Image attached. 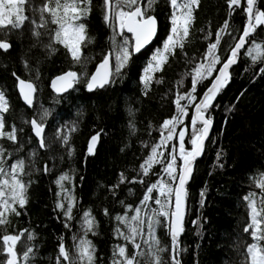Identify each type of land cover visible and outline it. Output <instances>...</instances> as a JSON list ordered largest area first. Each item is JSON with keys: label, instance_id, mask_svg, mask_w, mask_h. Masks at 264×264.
<instances>
[{"label": "trees", "instance_id": "1", "mask_svg": "<svg viewBox=\"0 0 264 264\" xmlns=\"http://www.w3.org/2000/svg\"><path fill=\"white\" fill-rule=\"evenodd\" d=\"M45 3L48 0H29L24 5L23 14L28 19L21 28L0 27V40L11 45L7 51L0 49V92L4 93L8 109L0 115L4 117V131H11L13 126L17 130L15 143L6 137L0 139L5 150L0 160L5 161L6 169L23 160L24 175L20 179L27 185V203L23 208L14 205L20 214L9 211L8 223L0 225V237L20 236L14 249L16 264H57L61 243L74 264H87L79 258L77 246L81 239L90 240L95 248L92 264H113L121 259L113 255L118 245L124 246L129 256L137 251L145 253L136 256L139 264H152L147 255L153 244L150 219L160 221L153 228L159 247L165 249L158 252L161 264H172L174 254L179 264H249L247 247L253 238L251 229L245 231L250 225L246 197L255 194L252 199L258 207L264 200V190L258 186L264 182V58H260L264 48L249 55L247 49L252 44L244 46L231 69L229 83L205 111L212 129L186 184L183 230L176 245L170 239L169 219L152 215L159 205L150 200L142 206L150 185L165 181L174 187L164 175L169 145L158 149L163 153L158 157L161 163L154 164L147 176L140 167L151 155V148L160 144L162 133L167 132L161 127L163 122L177 115V95L186 96L191 91V73L198 64L208 62L204 58L208 46L215 42L225 21L229 27L216 50L221 62L215 69L227 58L246 22L245 0H241L240 7L233 6L231 16L228 0H200L198 7L193 6L195 19L183 51L177 47L176 54L169 55L163 71L154 73L148 89L141 76L150 51L166 37L172 11L170 0H155L149 11L158 21V37L153 45L133 54L118 73L116 45L122 44L124 37L119 35L115 21H105L104 0H92L91 12L78 21L85 25L91 41L81 44L79 62L55 41L58 26L51 23L47 12L40 11ZM49 6L54 7L55 0ZM256 8L264 10V0H258ZM42 22H47L45 27L39 26ZM34 32L41 35L36 37ZM248 40L264 45V26L258 27ZM106 54L111 62L110 82L88 91L87 79ZM65 71L76 72L79 82L57 95L50 90L49 81ZM215 72L197 84L195 102ZM17 77L32 82L35 88L30 106L19 97ZM195 102L187 107L188 115L180 123L188 129L184 141L187 151L194 131L190 117ZM33 119L43 125V148L31 132ZM93 136H97V143L89 154L88 143ZM177 153L175 150L174 155ZM179 159L177 156V174ZM121 174L126 177L123 183ZM61 176L68 177L61 181L63 189L57 184ZM141 180L143 183L138 182ZM152 195L159 196L157 191ZM69 196L74 198L71 219L65 215ZM58 203L64 209L58 208ZM136 208H142L143 220L136 225L143 233L136 237L139 250L117 233L119 228L124 235H130L116 217L130 218L136 215ZM88 211L95 218V227L86 233L84 213ZM28 248L32 252L25 260L23 254ZM8 257L0 239V264H6ZM60 264L69 262L60 257Z\"/></svg>", "mask_w": 264, "mask_h": 264}, {"label": "snow or ice", "instance_id": "2", "mask_svg": "<svg viewBox=\"0 0 264 264\" xmlns=\"http://www.w3.org/2000/svg\"><path fill=\"white\" fill-rule=\"evenodd\" d=\"M29 0H0V27L10 26L13 29H19L23 26L24 22L28 19L27 16L23 14L24 5L28 3ZM52 0H48L40 9L41 13L47 12L51 17V23L56 24L57 30L55 32V41L62 44L70 52L73 60L79 62L81 59V44L90 38L86 35V27L83 23H78L81 19L86 17L91 12L92 0H55V6L50 7L49 4ZM155 0H104L105 8V21H115L119 35L124 37L123 43L116 45L118 49L117 56V67L116 72L118 73L121 68H123L127 62L131 59L134 53H139L157 34V20L154 16L149 15V11ZM200 0H171V5L174 8L171 17V29L170 34L163 44V48L158 50L148 64L145 70L142 82L145 85V89L149 88L150 82L154 78V73L158 71H163L164 65L168 62L169 55L174 56L176 54L177 47L181 51L184 49L185 43L188 41L190 35V29L194 22V8L193 6H199ZM246 7L244 11L247 14V21L243 28L242 34L239 39L231 48V54L227 61L223 63L222 68L219 69V75L216 76L211 86L207 88L203 95V98L199 103L195 104V115L191 119V124L193 126V135L191 137L192 149L187 151L185 149V131L179 132V156L182 161V165L179 166V174H177V161L176 156L172 155L170 162H168L164 168L165 173L169 179L173 182L175 187L169 185L165 181H160L159 183H154L147 187L146 194L143 197L142 206L146 205L148 201L154 200V202L159 205V209L153 212V216H163L169 219V232L172 237L173 245L177 243V237L179 233L183 230V218L186 208V196L187 189L186 184L191 178L194 170L195 160L203 152L204 140L206 139L211 125V120L205 118V111L211 106L212 101L215 99L216 95L223 88L230 78L228 72L229 67L236 62V58L239 54L241 48L248 43L252 44V47L248 48L247 51L249 55L253 52L261 50L264 45L257 44L254 41H249L250 37L258 27L264 26V10H259L256 8L258 0H245ZM233 6L240 7L241 0H228V7L230 9L229 15L233 14ZM254 8L256 10L254 11ZM14 17V19H13ZM43 21V16L41 17ZM47 22H42L39 26L45 27ZM229 25L225 21L223 28H221L216 33L215 42L210 44L205 55V60L210 58V63L198 64L194 69L192 75V88L187 95H177L175 100L177 116L172 117L169 120H165L161 126L164 130L168 132L167 137H163L160 144L154 145L151 148V155L140 165L143 175L147 176L152 169L154 164L161 163L158 157L163 156V153L158 152V149L162 145H166L168 140L173 139V134L175 132L176 124L181 122V116H187L186 105H182L181 101L188 100L189 104L194 103L196 97L193 95L196 92L197 84L202 82L204 79L211 77L212 73L216 71L215 66L221 62L220 57L216 54L218 49L222 34L226 33ZM130 33L132 40L130 41L125 35ZM36 37H39L41 33L34 32ZM231 35V33H227ZM211 34H209L210 36ZM208 37H206L207 39ZM113 42L115 43V37H113ZM11 45L6 40H0V49L7 51ZM50 47V46H49ZM186 55V53H185ZM254 59L258 57H253ZM264 58V52L261 53V57ZM15 75V73H13ZM112 75L109 59L105 57L103 62L98 66L96 73H94L90 80L87 82V88L92 91L95 87H104L105 84L110 82V76ZM19 80V77H17ZM57 81H63L64 83L57 87ZM79 82V77L76 72L69 71L64 75L57 77L53 82L52 86L56 91H66L68 88L72 87L75 83ZM157 83L162 81L157 80ZM21 85V94L23 95L26 103L32 104V99L30 97V92H34L35 88L32 83H26L23 80H19ZM182 83V82H180ZM25 88L30 90V92H25ZM7 100L5 99L4 93L0 92V113L6 112ZM201 123L203 127L196 128L197 123ZM35 135L40 138V146L45 147L43 133V125L38 123L35 119L31 121ZM5 123L3 115H0V139L7 138L12 142H16V128L12 127L11 131H4ZM73 131L75 129L73 128ZM97 140V136H93L89 145V152H92L93 145ZM67 143V139L64 140ZM4 149L0 146V157L4 155ZM175 151V149H173ZM10 155V154H9ZM5 161L0 160V225L8 223L6 218V213L9 211L19 215L20 213L16 210L14 205L18 204L21 208L27 203V185L20 179L24 175V161L18 160L12 164L9 168H4L3 164ZM47 171V167L45 168ZM68 179L67 176H61L57 181V184L63 189L61 181ZM126 177L121 174L120 183L125 181ZM133 183L137 182L135 180L131 181ZM143 183V180L138 181ZM119 185H117L118 187ZM262 190H264V182L259 185ZM157 191L159 193L158 197H153L152 193ZM203 195V193H201ZM246 197L249 200L251 223L245 228V231L251 229L252 238L258 243H253L247 247V253L249 257V264H264V245L260 244V241H264V200H261L260 207L257 206V202L252 199V196ZM163 197L164 199H161ZM174 198V202H173ZM70 202L67 209L65 210V215L71 219L72 203L74 199L69 196L66 197ZM57 207L64 209L62 203H58ZM172 208V211H169ZM131 210V209H130ZM136 215L132 217L127 216H117L116 219L121 223L125 224L128 228L130 235H124L123 232L117 228V233L123 238L131 243L133 247L137 250L140 249L141 245L136 243V237L142 235V231L136 226L142 224L143 220L140 219V214L142 208H136ZM105 215H107V210H105ZM84 222L86 224L85 232L92 231L95 227V218L92 217L90 211L84 213ZM135 222V223H132ZM158 219H150L149 221V235L152 237L153 244L149 246V252L147 255L151 258L152 264H161V259L158 252L164 251L159 247L160 241L154 235L153 226L159 224ZM67 227V225H66ZM95 234V233H93ZM32 237H29L31 239ZM3 244L8 252L9 259L6 264H16L15 243L20 239L19 235H3L0 237ZM75 239V238H74ZM153 245L155 250H153ZM79 258L81 261H86L87 264H92L94 259L95 248L90 240L81 239L78 244ZM32 252L31 248H28L27 252L23 254L25 260L29 258V253ZM60 256L57 258V264H60V257L69 264H74L71 261L68 252L66 251L63 243H61L59 248ZM118 255L121 259H116L113 264H139L136 260V256H144L145 253L137 251L134 255H127V249L124 246L118 245L116 251L113 254ZM172 264H179V261L174 254L172 257Z\"/></svg>", "mask_w": 264, "mask_h": 264}, {"label": "water", "instance_id": "3", "mask_svg": "<svg viewBox=\"0 0 264 264\" xmlns=\"http://www.w3.org/2000/svg\"><path fill=\"white\" fill-rule=\"evenodd\" d=\"M152 16H154V15H152ZM154 17H155V16H154ZM155 18H156V17H155ZM156 20H157V19H156ZM246 21H247V14H246ZM245 23H246V22H245ZM244 26H245V24H244ZM243 28H244V27H243ZM158 31H159V30H158V21H157V34H156V36H155V37H154V38H153V39H152V40H151V41H150V42H149V43H148L143 49H141V51L144 50V49H146L147 47H150V45H153V43L155 42V40H156L157 37H158ZM242 31H243V29H242ZM126 34L129 35V36H130V39L132 40L131 34H130V33H126ZM241 34H242V32H241ZM241 34H240V35H241ZM248 38H249V37H248ZM238 39H239V38H238ZM238 39H237V40H238ZM236 42H237V41H236ZM236 42H235V43H236ZM233 46H234V45H233ZM242 49H243V48H241L240 51H241ZM141 51H140V52H141ZM240 51H239V53H240ZM134 54H137V53H134ZM230 54H231V50L229 51V54H228L227 58H226V59H225L220 65H219V67L217 68V70H216V72H215L213 78L211 79L209 85L207 86V88L211 86V83H212L213 79H214L216 76L219 75V69L222 68L223 63L227 61V59H228V57L230 56ZM238 55H239V54H238ZM105 57H108V59H109V64H110V69H111L110 56H109V54H106V55L104 56V58H103L101 61H99V62L95 65V67H94L92 73L90 74V76H89L88 79H87V82L90 80L91 76H92L94 73H96L98 66L103 62V60L105 59ZM237 58H238V56H237ZM237 58H236V62H237ZM236 62L233 63V64L229 67V69H228L229 74H230L231 69L233 68V66L236 64ZM67 72H69V71H65V72H63V73H61V74H58V75H56V76H54V77H52V78L50 79V81H49V88H50V90H51L53 93H55V94H57V95H60V94L65 93L66 91H68L69 89H71V88L73 87V86H72V87L68 88L66 91H60V92H58V91H56V89H54L53 86H52V82H53L57 77H59V76H61V75H64V74L67 73ZM109 79H110V78H109ZM23 81H25L26 83H32V82L27 81V80H23ZM229 81H230V78H229V80H228V82L226 83L225 86H227V84L229 83ZM87 82H86V89L88 90V88H87ZM63 83H64L63 81H57V87H60ZM105 85H106V84H105ZM105 85H104V86H105ZM225 86H224V87H225ZM33 87H34V86H33ZM224 87H223V88H224ZM100 88H102V87H95L92 91H94L95 89H100ZM207 88L204 90V92H203V93L201 94V96L198 98V100H197L196 103H199L200 100L203 98V95H204V93L206 92ZM221 89H222V88H221ZM221 89H220V90H221ZM16 90H17V92H18V94H19V97H20L21 101H22L26 106H30L28 103H26V101H25L23 95L21 94V85H20V83H19V80L16 82ZM88 91H89V90H88ZM25 92H30V90H28L27 88H25ZM218 94H219V92H218ZM218 94L216 95L215 99L217 98ZM33 96H34V92H30V97H31L32 101H33ZM215 99L212 101V104L214 103ZM196 103H195V104H196ZM195 104H194V106L192 107V110H191V117H190V120H191L192 117L195 115ZM212 104H211V105H212ZM204 115H205V113H204ZM205 118H207L206 115H205ZM208 119H209V118H208ZM197 124L200 125V128L203 127V125H202L201 123L198 122ZM191 125H192V124H191ZM30 126H31V132H32L33 136L38 140V143H39V145H40V138L37 137V136L35 135V132H34V130H33L32 124H31V121H30ZM211 129H212V121H211V125H210V127H209L208 135H207L206 139L204 140V145H205V143L207 142V140H208V138H209V136H210ZM91 140H92V138L89 140V143H88V153H89V154H91V153L93 152V150H94V148H95V145H96V143H97V140H96L95 143H94V145H93L92 152L90 153V152H89V145H90ZM204 145H203V149H204ZM191 149H192V144H191L190 148L188 149V151H190ZM202 153H203V152H202ZM201 155H202V154H201ZM201 155H200L199 157L196 158L195 162L201 157ZM180 165H182V161H181V160L179 161V166H180ZM178 174H179V167H178ZM189 180H190V179H189ZM189 180H188V182H189ZM188 182H187V183H188ZM174 187H175V185H174ZM173 202H174V198H173ZM172 210H173V209L171 208V211H172ZM184 217H185V214H184ZM183 222H184V218H183ZM180 233H181V232H180ZM180 233H179V235H180ZM169 235H170V239L172 240V237H171L170 232H169ZM179 235H178V237H177V241H178ZM8 259H9V258H8ZM8 259H7V260H8Z\"/></svg>", "mask_w": 264, "mask_h": 264}, {"label": "rangeland", "instance_id": "4", "mask_svg": "<svg viewBox=\"0 0 264 264\" xmlns=\"http://www.w3.org/2000/svg\"><path fill=\"white\" fill-rule=\"evenodd\" d=\"M180 2V0H178V3ZM170 3H171V0H170ZM172 6V5H171ZM173 11H174V8L172 7V11H171V13H170V17H169V23H170V21H171V17H172V13H173ZM170 29H171V23H170V25H169V28L167 29V31H166V37L164 38V40L162 39H160L159 41H158V43L159 44H156L155 45V47L156 48H153L151 51H150V54H149V56H148V63H147V65L145 66V68H144V70H143V73H142V78H143V76H144V73H145V70L147 69V66H148V64L151 62V59H152V56L158 51V50H160V49H162L163 48V44H164V42H165V40L167 39V37H168V35L170 34ZM161 43V44H160ZM207 63H210V58H209V60H208V62ZM206 63V64H207ZM183 105H186V109H187V107L190 105L189 104V101L188 100H185V102L183 103ZM177 115H178V113H177ZM176 115V116H177ZM183 117L184 116H181L180 117V120L182 121V119H183ZM181 122H179V123H177L176 124V128H175V132H174V134H173V139H171V140H168L167 142H166V144H168L169 146H168V159H167V163L168 162H170V160H171V157H172V155H174V151H173V149L174 148H176L175 150H176V152H178L177 153V155H176V157L178 156V158H180V156H179V132H181V131H185V135L187 134V132H188V129L186 128V127H184V126H181V124H180ZM180 124V125H179ZM179 125V128H178V130H176L177 129V126ZM197 128H199V126L197 127ZM192 135H193V133H191V137H192ZM168 136V132H166L164 135H163V137H167ZM162 137V138H163ZM179 161H180V159H179ZM164 175H166V177H165V179L167 180V178H168V176H167V174L166 173H164ZM168 181V180H167ZM158 195H159V193H158ZM163 198V197H162ZM164 199V198H163ZM256 201V200H255ZM251 211V210H250ZM250 211H249V213H250ZM250 223H251V216H250ZM262 227H264V225H262ZM253 243H258L257 241H255L254 239H252V242H251V244H253ZM260 244H261V241L259 242ZM262 245H264V244H262ZM9 258V257H8Z\"/></svg>", "mask_w": 264, "mask_h": 264}]
</instances>
